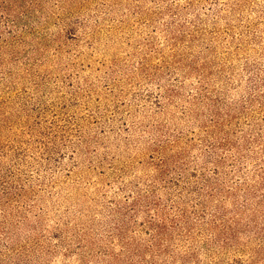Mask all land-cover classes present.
Masks as SVG:
<instances>
[{
	"label": "rangeland",
	"instance_id": "374dc122",
	"mask_svg": "<svg viewBox=\"0 0 264 264\" xmlns=\"http://www.w3.org/2000/svg\"><path fill=\"white\" fill-rule=\"evenodd\" d=\"M0 264H264V0H0Z\"/></svg>",
	"mask_w": 264,
	"mask_h": 264
}]
</instances>
